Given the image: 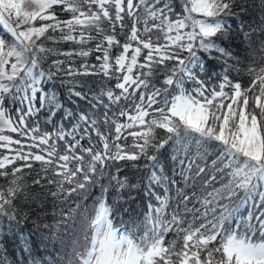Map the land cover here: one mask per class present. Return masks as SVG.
Instances as JSON below:
<instances>
[{"label": "snow or ice", "instance_id": "6c2138e0", "mask_svg": "<svg viewBox=\"0 0 264 264\" xmlns=\"http://www.w3.org/2000/svg\"><path fill=\"white\" fill-rule=\"evenodd\" d=\"M246 11L237 0H0V264H49L38 255L43 235L35 243L24 234L20 200L75 203L43 226L52 233L81 210L85 246L69 264H264V63L255 65L264 17L248 23ZM239 38L253 59L248 87L232 78ZM90 76L104 79H79ZM170 144L171 175L160 159ZM209 156L200 194L187 191ZM35 163L44 175L30 185ZM128 167L144 176L132 182L121 175ZM140 183L143 231L116 207ZM32 185L46 191L30 194ZM97 186L89 216L73 198ZM9 240L22 241L13 260Z\"/></svg>", "mask_w": 264, "mask_h": 264}, {"label": "trees", "instance_id": "16d2710c", "mask_svg": "<svg viewBox=\"0 0 264 264\" xmlns=\"http://www.w3.org/2000/svg\"><path fill=\"white\" fill-rule=\"evenodd\" d=\"M237 4H243L244 7L247 9V11L243 14L242 19H244L248 23L256 22L257 24L260 22L261 17H264V0H237ZM234 10L239 11V8H235ZM57 13L60 17V19H66L68 18V13H65L61 11L59 8H57ZM40 22L38 21L37 24ZM235 27V24L233 25ZM95 41H93L94 45ZM236 44L240 45V48H233V51L240 53V59L241 64L238 65L240 68V73L237 75L236 73L232 74V78L239 80L242 84V87H248L251 80L249 75L247 74L245 66L248 64L253 63V59L250 57L249 53H246L244 51L245 48L248 47L243 41L242 38L237 39ZM91 46V45H90ZM56 47L62 49V50H68L73 47H78L76 45L72 44H61L57 45ZM252 48H256L257 44L254 42L251 46ZM118 51V50H114ZM95 55L97 53H93L92 56L88 58L89 63H97L95 60ZM256 60L255 65L257 67L261 66L262 63L259 60V56L261 53L259 51L256 52ZM56 57H50L49 62L51 59H54ZM63 58V57H61ZM75 60V66L79 67L80 60L73 58ZM47 67V65H45ZM217 68H219V65H217ZM207 79L206 77H204ZM79 79H85L88 81L90 85H95L96 83L103 80V77L98 76H90V77H82ZM217 79L213 78L210 83L215 85L217 83ZM105 83L108 84V86H111L115 83V81H105ZM227 90V89H226ZM66 89L62 90V98L66 97ZM250 106H251V100H250ZM123 119V118H121ZM42 130H48L50 131L51 128L48 125H41ZM15 135V134H12ZM122 143H131V137L128 138V141H122ZM4 154V150H0V155ZM194 154V150H193ZM174 155L173 149L171 147V144L166 146L165 149L161 150L160 159L164 163L165 171L171 175L172 169L175 167V162L171 159V156ZM214 157L209 156L206 158V173L202 175L201 177L196 179L195 187L189 188L187 191H196L197 194H200V189L202 187V181L208 178V172L211 167V160ZM22 162L17 161V164H20ZM196 163L201 164L202 166H205V162H202L201 160H197ZM27 175V183L31 185L32 180L34 178L38 179L40 176H43L44 173L41 169V166L38 163H35L33 165L32 169H26L25 170ZM114 171V169H113ZM195 172V168L193 169V173ZM127 174L132 182H138L140 178L144 176L143 172H136L135 170L131 169L130 167L126 168L121 175ZM6 180L3 178H0V185L6 186ZM43 183V181H42ZM102 183H107V181H102ZM216 187H219L220 185L217 183L215 184ZM144 184L140 183V188L133 191L132 196L134 199L128 200L127 196H125L126 203L121 202V204H117L116 207L120 208V218L126 222L129 226H135L136 224L140 225V231H143V220L145 214L148 212V198H146L143 194ZM211 190V186L207 189ZM30 194H36L40 193L42 191H46V189L42 190L40 186L38 185H32L30 188ZM162 193V190H160ZM241 197L243 196V193L241 192L239 194ZM100 196V188L99 186L93 187L90 189L87 193H81L79 196L74 197L73 199L83 206H87V213L86 215H91L94 203ZM83 197V199H82ZM115 198V191L114 189H110L108 194V203L112 204L113 200ZM155 203V201H152ZM226 202V201H223ZM191 207V205H189ZM61 207L64 208V211L67 212L69 208H75V203H70L68 205H60L57 204L55 208H53V204L51 200H48L44 202V207L37 208L36 204L31 203L30 201L26 200H20L18 203V210L19 213H27L30 219H28L26 222L23 223V231L24 234L31 235L35 243L40 242L41 234L44 237V243L40 244V247L38 249V255L39 257L46 259L49 264H69V261L74 258V251L73 249L83 251L85 246V241L83 239V231H84V219L81 215V210L78 209L74 213L75 216V223L73 224L72 221H69L68 227L65 230V228L61 227L55 231V233L50 232V230L44 229L45 224L54 225L57 220H60L62 217L60 215ZM127 208L128 211H124V209ZM246 211V210H245ZM18 213V218H19ZM117 224H119V220L115 221ZM49 235H51V240L48 239ZM22 243V241L17 242L15 240H9L5 244V248L7 249V258L9 260L15 259L17 256H19V244ZM15 253V256H14Z\"/></svg>", "mask_w": 264, "mask_h": 264}, {"label": "rangeland", "instance_id": "374dc122", "mask_svg": "<svg viewBox=\"0 0 264 264\" xmlns=\"http://www.w3.org/2000/svg\"><path fill=\"white\" fill-rule=\"evenodd\" d=\"M0 36H4L5 39H7V37L4 34V31L2 29H0Z\"/></svg>", "mask_w": 264, "mask_h": 264}]
</instances>
